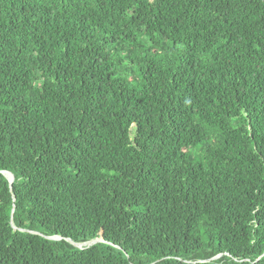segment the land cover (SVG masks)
I'll list each match as a JSON object with an SVG mask.
<instances>
[{"label":"trees","instance_id":"16d2710c","mask_svg":"<svg viewBox=\"0 0 264 264\" xmlns=\"http://www.w3.org/2000/svg\"><path fill=\"white\" fill-rule=\"evenodd\" d=\"M0 264H264V0H0Z\"/></svg>","mask_w":264,"mask_h":264},{"label":"water","instance_id":"95a60500","mask_svg":"<svg viewBox=\"0 0 264 264\" xmlns=\"http://www.w3.org/2000/svg\"><path fill=\"white\" fill-rule=\"evenodd\" d=\"M5 177L8 179L9 184L13 181V175L9 172H4Z\"/></svg>","mask_w":264,"mask_h":264},{"label":"rangeland","instance_id":"374dc122","mask_svg":"<svg viewBox=\"0 0 264 264\" xmlns=\"http://www.w3.org/2000/svg\"><path fill=\"white\" fill-rule=\"evenodd\" d=\"M97 240L95 239V240H91V241H89L87 244H91V243H94V242H96ZM75 245H77V246H81L82 244L81 243H75Z\"/></svg>","mask_w":264,"mask_h":264}]
</instances>
